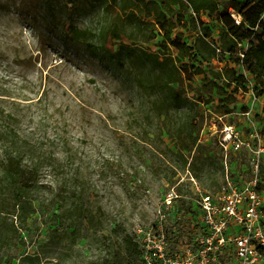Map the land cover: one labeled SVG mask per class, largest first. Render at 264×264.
<instances>
[{
    "label": "rangeland",
    "instance_id": "374dc122",
    "mask_svg": "<svg viewBox=\"0 0 264 264\" xmlns=\"http://www.w3.org/2000/svg\"><path fill=\"white\" fill-rule=\"evenodd\" d=\"M65 1L0 0V92L25 128L69 136L70 167L42 180L76 203L54 214L46 200L25 224L0 211V264L119 262L127 235L193 224L185 215L203 194L253 180L252 152L222 145L227 127L264 146V91L255 82L252 94L246 69L224 52L220 21H193L184 4L166 9L170 0ZM161 8L185 20L161 29ZM67 22L98 45L112 30L121 41L105 54L71 39ZM176 34L190 50L174 47ZM259 180L264 193V163Z\"/></svg>",
    "mask_w": 264,
    "mask_h": 264
},
{
    "label": "trees",
    "instance_id": "16d2710c",
    "mask_svg": "<svg viewBox=\"0 0 264 264\" xmlns=\"http://www.w3.org/2000/svg\"><path fill=\"white\" fill-rule=\"evenodd\" d=\"M65 2L66 7H69L73 0ZM181 4L193 12L191 14L193 21L204 14L220 21L223 26V36L220 40L224 52L234 57L237 65H243L255 77L257 89L264 91V0H170L166 9ZM231 9L243 17L241 25L229 19ZM164 10L161 8L154 14L161 29L171 26L174 29L185 20L186 16L182 12L167 19L163 14ZM64 28L71 39L84 42L94 49L100 47L105 54H114L115 50L112 48L115 43L121 41V35L117 36L114 30L106 32L104 43L98 45L87 41L85 33L78 30L74 24L67 22ZM204 30L206 36L210 37L208 29ZM183 39V35L176 34L172 41L180 52L190 50ZM246 41L249 42V49L242 62L237 54L240 51L239 45ZM168 86L174 91L171 83ZM8 101L5 94L0 92V211L20 213L21 224H25L46 200H49L46 205L54 214L60 210L73 208L76 203L70 204L68 201L71 189L59 188L54 182L42 180L46 174L57 176L61 164L70 167L73 158L70 150L71 139L57 128L44 133L34 128H25L23 116L15 112ZM218 109L224 115L234 112L233 108H224L222 105H219ZM186 213H188L185 215L186 220L191 219L189 216L194 214L195 210L189 208ZM69 218L72 219L70 216ZM75 221L76 219L71 220L72 223ZM190 226V222L184 224L181 221L172 228L166 227L175 247L180 246L183 239H190L192 232ZM124 247L121 261H112L109 264H137L138 259L143 264L139 246L133 236L127 235L124 238Z\"/></svg>",
    "mask_w": 264,
    "mask_h": 264
},
{
    "label": "built area",
    "instance_id": "2783aa9c",
    "mask_svg": "<svg viewBox=\"0 0 264 264\" xmlns=\"http://www.w3.org/2000/svg\"><path fill=\"white\" fill-rule=\"evenodd\" d=\"M229 17L237 25L243 22V17L233 9ZM239 47L237 55L243 62L249 42ZM240 67L246 69L243 65ZM243 75L254 94L255 77L247 69ZM251 111L244 114L248 119H251ZM224 131L228 132L222 144L226 150L246 148L252 152L253 180L243 186L228 180V186L216 197L203 194L200 208L189 216L195 221L190 226V239H183L180 246H174L165 225L139 230L135 241L143 264H264V193L259 183L264 146L260 140L253 148L238 132L234 133L232 127ZM175 196V193L168 195L169 205L173 204Z\"/></svg>",
    "mask_w": 264,
    "mask_h": 264
}]
</instances>
